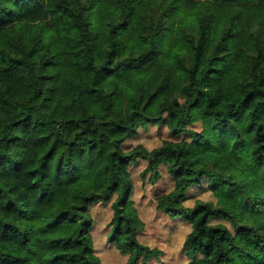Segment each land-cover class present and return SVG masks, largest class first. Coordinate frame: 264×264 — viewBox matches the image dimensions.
Returning a JSON list of instances; mask_svg holds the SVG:
<instances>
[{
	"label": "clouds",
	"instance_id": "9594fccd",
	"mask_svg": "<svg viewBox=\"0 0 264 264\" xmlns=\"http://www.w3.org/2000/svg\"><path fill=\"white\" fill-rule=\"evenodd\" d=\"M0 264H264V0H0Z\"/></svg>",
	"mask_w": 264,
	"mask_h": 264
}]
</instances>
